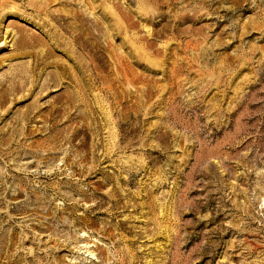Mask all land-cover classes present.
Instances as JSON below:
<instances>
[{"label":"rangeland","instance_id":"rangeland-1","mask_svg":"<svg viewBox=\"0 0 264 264\" xmlns=\"http://www.w3.org/2000/svg\"><path fill=\"white\" fill-rule=\"evenodd\" d=\"M39 1L0 3V264H264V0Z\"/></svg>","mask_w":264,"mask_h":264},{"label":"bare ground","instance_id":"bare-ground-1","mask_svg":"<svg viewBox=\"0 0 264 264\" xmlns=\"http://www.w3.org/2000/svg\"><path fill=\"white\" fill-rule=\"evenodd\" d=\"M50 0H41V2L39 1V2H37L38 4H36V6H35V8L39 11V10H41V12H43V11H47V7L48 6H50L49 5V2ZM2 2V5H4L5 4V2H6V0H0V3ZM89 2V1H88ZM89 4H91V3H89ZM91 7H92V5H91ZM49 11V10H48ZM88 8H86L84 11H82L81 13H82V15H83V18H85L86 16H84V15H86L88 12ZM61 12H62V10H61ZM55 18L57 17V18H60V19H64L66 16L64 15V14H62V13H60V12H58V14H54L53 15ZM73 24H74V27H72V33H73V39H74V41L73 42H75V44H79V46L81 47V48H84V49H87L89 46H91L90 45V40L88 39V36L87 35H85V33H79L77 30L79 29V28H83V26H82V24L81 23H79L78 22V20H77V17L75 18V20L73 21ZM79 27V28H78ZM93 46V45H92ZM91 48V47H90ZM131 50V49H130ZM100 51V50H99ZM91 52V51H90ZM51 52L48 50V52H47V56L50 54Z\"/></svg>","mask_w":264,"mask_h":264}]
</instances>
